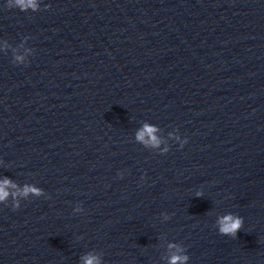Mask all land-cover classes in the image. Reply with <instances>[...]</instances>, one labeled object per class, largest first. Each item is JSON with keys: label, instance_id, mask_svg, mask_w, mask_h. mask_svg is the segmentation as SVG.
I'll list each match as a JSON object with an SVG mask.
<instances>
[{"label": "water", "instance_id": "water-1", "mask_svg": "<svg viewBox=\"0 0 264 264\" xmlns=\"http://www.w3.org/2000/svg\"><path fill=\"white\" fill-rule=\"evenodd\" d=\"M37 4L0 0V264H264V0Z\"/></svg>", "mask_w": 264, "mask_h": 264}, {"label": "clouds", "instance_id": "clouds-1", "mask_svg": "<svg viewBox=\"0 0 264 264\" xmlns=\"http://www.w3.org/2000/svg\"><path fill=\"white\" fill-rule=\"evenodd\" d=\"M8 6L10 8H18L23 12H26L29 8H31L33 11L38 9L37 0H8ZM18 59L20 58L18 57ZM156 131L157 129L155 127L145 124L144 127L137 133V139L145 144L158 146L160 140L155 136ZM146 137H149L150 139H145ZM9 184H11V181L8 179H5L2 183H0V201L5 200L9 195L5 188V186ZM29 192L39 195L40 189L32 186H26L22 194L27 195ZM197 195H200V193H197ZM219 224V230L222 234L235 236L242 227L243 219L239 216L228 214L220 218ZM187 259V256L173 255L170 258L169 264H178V262L179 264H183V262ZM84 261L85 264H99V259L93 255L86 256Z\"/></svg>", "mask_w": 264, "mask_h": 264}]
</instances>
